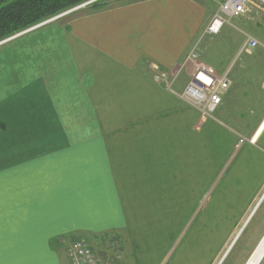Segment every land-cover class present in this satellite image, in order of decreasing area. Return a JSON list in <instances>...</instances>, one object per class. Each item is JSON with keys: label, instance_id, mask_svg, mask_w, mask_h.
Listing matches in <instances>:
<instances>
[{"label": "crops", "instance_id": "crops-1", "mask_svg": "<svg viewBox=\"0 0 264 264\" xmlns=\"http://www.w3.org/2000/svg\"><path fill=\"white\" fill-rule=\"evenodd\" d=\"M211 18L198 0H141L2 44L0 264H69L99 238V264L209 263L264 195V130L236 148L245 137L152 76L175 74Z\"/></svg>", "mask_w": 264, "mask_h": 264}, {"label": "rangeland", "instance_id": "rangeland-1", "mask_svg": "<svg viewBox=\"0 0 264 264\" xmlns=\"http://www.w3.org/2000/svg\"><path fill=\"white\" fill-rule=\"evenodd\" d=\"M103 1L108 0H101L100 2ZM109 1L112 3L110 7H117L141 0ZM198 1L212 13L213 17L218 12L219 6L223 0ZM95 2L96 1L87 6H78L41 24L28 28L21 33L15 34L0 42V49L2 44L10 41H17L20 39L19 37L36 29L46 26H67L77 17L88 14L89 12L91 13L88 7ZM241 33L252 36L257 40L260 46L250 52L242 49L243 36ZM191 54H195L197 58L194 60V64L196 62L206 64L213 69L218 77L225 76L226 79L230 81L229 88L222 97L223 103L220 109L214 114V117L226 127L236 130L243 137L250 139L264 119V7H259L255 4L250 5L249 11L245 16L227 20L226 24H224L220 32L216 35L207 33L206 28L203 29L188 54L179 64L175 74L171 75L156 70L152 78L154 79L155 77V79H157L156 77L160 76V74H165L166 79L156 81L163 84L165 87L168 82H172L170 86L171 90L176 93L173 90L174 84L178 83L180 78H185L186 82H188L189 73L194 70V65L188 64L187 61V58L191 56ZM141 69H147V65L141 66ZM168 92L172 93L171 91ZM253 203L254 204H249L242 216L235 220L227 229V233L215 234L213 236V245L215 249L211 260L207 264H245L264 234V199L239 234L226 257L223 260L222 258L246 223L247 217L250 216L255 208L254 206L257 205L255 204L257 200H254ZM83 240L90 248L99 264L95 250H97L96 247L98 245L103 244L101 238L93 242V244L85 239ZM106 244L108 245V241ZM111 247H113L112 249H114V251L109 250V252H112V254L119 258V254L115 250L117 246L113 244ZM221 260L222 262L220 263ZM260 264H264V259Z\"/></svg>", "mask_w": 264, "mask_h": 264}, {"label": "built area", "instance_id": "built-area-1", "mask_svg": "<svg viewBox=\"0 0 264 264\" xmlns=\"http://www.w3.org/2000/svg\"><path fill=\"white\" fill-rule=\"evenodd\" d=\"M255 4L259 7H264V0H223L219 6L218 12L212 17L206 32L216 35L220 32L227 20L237 19L245 16L250 5ZM243 36L242 49L246 51L255 50L260 44L252 36L241 33ZM196 55L191 54L187 58L188 64L194 65V70L191 72L189 81L180 94L174 93L171 90L172 82L166 85L167 91L174 93L179 99L198 112L207 117L213 118L215 112L222 104L223 94L229 88V80L225 76L218 77L213 69L206 64L196 62ZM193 63V64H192ZM264 64V61H263ZM158 81L166 79L165 74H160L156 77ZM167 82V81H166ZM257 139L252 136L250 139L239 138L236 148L247 142L251 145L255 144ZM69 264H98L93 256L90 248L83 239L74 241L67 252Z\"/></svg>", "mask_w": 264, "mask_h": 264}, {"label": "trees", "instance_id": "trees-1", "mask_svg": "<svg viewBox=\"0 0 264 264\" xmlns=\"http://www.w3.org/2000/svg\"><path fill=\"white\" fill-rule=\"evenodd\" d=\"M92 0H0V42ZM96 1L88 9L100 11L111 1Z\"/></svg>", "mask_w": 264, "mask_h": 264}, {"label": "bare ground", "instance_id": "bare-ground-1", "mask_svg": "<svg viewBox=\"0 0 264 264\" xmlns=\"http://www.w3.org/2000/svg\"><path fill=\"white\" fill-rule=\"evenodd\" d=\"M259 127L260 128H258L253 135L255 139H257L264 130V120ZM263 259H264V234L262 235L256 247L253 249L248 259L246 260L245 264H260Z\"/></svg>", "mask_w": 264, "mask_h": 264}, {"label": "water", "instance_id": "water-1", "mask_svg": "<svg viewBox=\"0 0 264 264\" xmlns=\"http://www.w3.org/2000/svg\"><path fill=\"white\" fill-rule=\"evenodd\" d=\"M97 1V0H92L82 6H87L88 4ZM264 199V195L261 197V199L259 200V202L257 203V205L255 206V208L253 209L252 213L250 214V216L248 217L246 223L244 224V226L242 227V229L239 231V233L237 234V236L235 237V239L233 240V242L231 243L230 247L228 248V250L226 251L225 255L223 256L222 260L226 257V255L228 254V252L230 251V249L232 248L233 244L235 243L236 239L238 238L239 234L242 232V230L244 229L245 225L248 223V221L250 220V218L252 217L253 213L255 212V210L258 208V206L261 204L262 200ZM222 260L220 261V263L222 262Z\"/></svg>", "mask_w": 264, "mask_h": 264}]
</instances>
